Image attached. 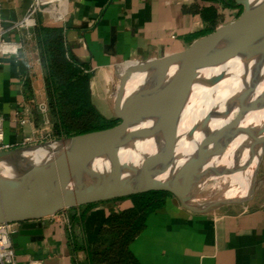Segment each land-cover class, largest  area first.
I'll use <instances>...</instances> for the list:
<instances>
[{
    "label": "crops",
    "instance_id": "crops-1",
    "mask_svg": "<svg viewBox=\"0 0 264 264\" xmlns=\"http://www.w3.org/2000/svg\"><path fill=\"white\" fill-rule=\"evenodd\" d=\"M230 0H70L64 21L48 13L39 25L64 27L69 53L92 73L96 107L107 118L125 69L134 63L178 53L196 39L231 23L241 8ZM25 0H2V16L16 21L26 12ZM12 38L19 39L17 34ZM36 30L19 56L0 65V112L6 117V140L19 142L45 130L29 97L47 101L45 70ZM31 88L29 97L26 88ZM30 122L21 125L17 112ZM105 111V112H104ZM132 205L116 199L66 209L39 221L40 234L14 235L18 264H91L86 248L107 218ZM141 264H264V205L220 208L194 213L168 196L152 212L146 228L131 245ZM100 264V263H98Z\"/></svg>",
    "mask_w": 264,
    "mask_h": 264
},
{
    "label": "water",
    "instance_id": "water-1",
    "mask_svg": "<svg viewBox=\"0 0 264 264\" xmlns=\"http://www.w3.org/2000/svg\"><path fill=\"white\" fill-rule=\"evenodd\" d=\"M235 2L241 12L231 23L196 39L184 51L134 63L125 69L113 102L115 125L0 151V163L19 162L27 152L54 143L66 145L47 164L16 180L0 181V223L17 222L23 233L40 234L39 221L60 211L151 191L170 193L183 208L194 213L214 212L225 205L240 203L221 199L202 206L206 199L199 196L214 176L221 175L205 167L226 151L237 126L236 119L207 133L197 155L177 174L166 178L175 163L180 120L199 70L223 64L240 54H251L264 35V0ZM30 4L31 0H25L26 10ZM177 65L178 69L166 83L168 72ZM148 72L157 76V84L126 96L132 77ZM221 79L222 76L215 77L212 83ZM210 119L207 116L202 121V130L207 128ZM145 120H153V127L136 130V125ZM193 133L194 129L190 136ZM159 135L163 140L160 150L140 156L133 166L121 161L120 149L130 144L134 137ZM103 156L111 163V170L107 173L91 170V162Z\"/></svg>",
    "mask_w": 264,
    "mask_h": 264
},
{
    "label": "bare ground",
    "instance_id": "bare-ground-1",
    "mask_svg": "<svg viewBox=\"0 0 264 264\" xmlns=\"http://www.w3.org/2000/svg\"><path fill=\"white\" fill-rule=\"evenodd\" d=\"M252 1L259 2L262 0ZM178 67L177 65L170 69L165 80L166 83L170 81ZM218 76H222V79L213 84L212 80ZM157 81V76L151 72L134 75L128 82L126 96H130L140 90L152 88L157 84ZM242 81H244V86H242ZM252 89H255L258 101L264 99V35L256 43L254 52H251V54H240L223 64L199 70L192 93L180 120L175 163L166 178L177 174L190 158L197 155V150L207 133L217 130L233 119L235 120L236 114L239 113V105L244 103V97ZM239 94H243L244 97L238 98ZM263 107L260 106L257 117L252 118L249 122L254 124L255 127L250 129V127H247V123L242 120L240 125L236 126L232 131L230 139L232 151L214 158L206 165V169L221 175L228 172L232 164L237 165L233 166V168L234 170L238 169V171L236 174H232L233 176H226L223 180L226 182L230 181L231 190L223 196L218 195L221 197L205 198L206 202L201 203L202 206H207L221 199L244 202L247 199L246 196L250 195L248 187L245 189L243 184H241V178H244L248 167L247 155L255 153L261 160L263 154ZM227 111L228 116L225 115ZM207 116H210V122L207 128L202 130L201 123ZM196 121L197 123H195ZM153 124V120H145L136 125L135 129H151ZM192 129H194V133L190 136ZM254 143L258 144V146L254 145ZM162 146L163 140L160 135L150 138L134 137L130 144L120 149V158L123 163L133 166L140 156L157 152ZM65 148V144L54 143L50 146L27 152L25 157L19 162L14 161L5 164V169L0 173V181L10 182L20 178L22 174L47 164ZM89 168L100 173H107L112 166L107 157L103 156L91 162ZM218 177L214 176L213 178Z\"/></svg>",
    "mask_w": 264,
    "mask_h": 264
},
{
    "label": "trees",
    "instance_id": "trees-1",
    "mask_svg": "<svg viewBox=\"0 0 264 264\" xmlns=\"http://www.w3.org/2000/svg\"><path fill=\"white\" fill-rule=\"evenodd\" d=\"M230 5L237 6L235 0ZM40 58L45 70V89L53 124V137L62 138L111 127L114 118L96 107L91 89L92 73L68 50L62 25L36 28ZM31 88H26L27 96ZM31 98V97H29ZM170 193L151 191L122 198L132 205L111 214L89 245L91 264H141L131 250L132 243L146 228L148 216L163 206Z\"/></svg>",
    "mask_w": 264,
    "mask_h": 264
},
{
    "label": "built area",
    "instance_id": "built-area-1",
    "mask_svg": "<svg viewBox=\"0 0 264 264\" xmlns=\"http://www.w3.org/2000/svg\"><path fill=\"white\" fill-rule=\"evenodd\" d=\"M70 0H31L29 8L23 17L16 21H6L2 16V0H0V65L8 56H19L26 48V40L34 34L39 25V15L48 13L50 18L58 23L66 19ZM236 19V18H235ZM17 34L19 39L12 38ZM41 63V58L37 61ZM87 72H90L88 69ZM30 103L34 105L42 117L45 130L40 135L27 136L19 142L6 140V117L0 112V151H7L18 147L36 145L45 140L53 139V124L50 116L48 100L38 101L31 97ZM32 107L27 103L26 115L17 112L16 119L21 125L30 122ZM20 223H0V264H18V255L14 245V235L18 232Z\"/></svg>",
    "mask_w": 264,
    "mask_h": 264
},
{
    "label": "rangeland",
    "instance_id": "rangeland-1",
    "mask_svg": "<svg viewBox=\"0 0 264 264\" xmlns=\"http://www.w3.org/2000/svg\"><path fill=\"white\" fill-rule=\"evenodd\" d=\"M243 82L244 81H242V86H244ZM237 97L243 98L244 96L243 94H239ZM244 99H245L244 103H242L238 107L239 113H237L235 116L236 125L238 127L241 121L243 120L244 123H247L248 126L247 125L246 126L252 129L253 127H255V125L249 122L251 121L252 118L257 117L260 106L263 107L264 99H261V101H258V99L256 98L255 89H252V91H249L248 94L244 97ZM111 104H113V100L111 101ZM106 113L108 114L110 118H114L112 109L107 110ZM263 123H264V120H263ZM49 140L51 139L49 138ZM49 140H45L44 142L49 141ZM254 145L258 146V144L256 143H254ZM232 149H233L232 144L231 142H229V145L226 151L221 156L227 154V152H231ZM247 160H248V167L246 168V173L244 175V178L243 179L241 178L242 180L241 184H243L245 189H247L248 187V191L250 195L246 196L247 198L246 201L233 204V205H225L223 206L225 208L235 207L237 209H245V208L261 207L264 205V148H263V154H262L261 160H259V158L257 157V154L255 153L248 154ZM8 163L9 162L0 164L1 165L0 173H2L3 169H5L6 167L5 164H8ZM233 166H237V165L232 164V167H230V170L228 172H226L223 175H219V177L214 178V180L209 181L202 188V190L199 193V196L203 198H217V197L223 196L225 193L231 190L230 189L231 186L229 184L230 181L228 180L226 182L223 180L225 179L226 176H229V175L233 176L234 174L237 173L238 169L234 170ZM212 192L214 195L212 194ZM218 195H221V196H218Z\"/></svg>",
    "mask_w": 264,
    "mask_h": 264
}]
</instances>
